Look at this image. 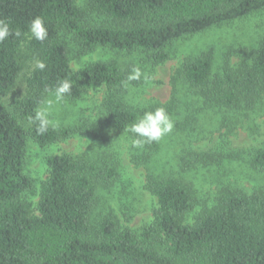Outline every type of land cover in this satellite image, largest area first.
<instances>
[{"label": "trees", "instance_id": "obj_1", "mask_svg": "<svg viewBox=\"0 0 264 264\" xmlns=\"http://www.w3.org/2000/svg\"><path fill=\"white\" fill-rule=\"evenodd\" d=\"M261 9L264 0H0V20L19 33L0 43V264H264L263 189L247 193L224 186L215 203L203 205L189 222L197 203L193 185L180 176L148 172L145 187L157 206L151 222L134 229L113 210L98 209L100 190L120 178L118 160L107 153L49 154V174L38 186L26 170L29 142L46 147L91 136L94 124L134 139L128 127L145 111L164 107L170 116L179 114L182 82L204 109L254 110L264 98V39L242 49V62L234 66L226 59L218 70L212 50L187 55L174 75L170 100L144 107L127 100L129 87L142 77L125 85L136 63L120 57L137 54L157 66L172 57L175 40ZM36 17L48 31L43 42L29 31ZM101 48L115 56L72 66L73 59ZM21 75L25 94L9 108L1 96ZM61 79L73 81L67 96L72 100L105 87L101 114L95 123L85 119L37 135L29 117ZM159 148L160 141L138 147L133 161L148 164ZM215 160L190 151L180 166L190 170ZM250 160L264 172V148Z\"/></svg>", "mask_w": 264, "mask_h": 264}, {"label": "rangeland", "instance_id": "obj_2", "mask_svg": "<svg viewBox=\"0 0 264 264\" xmlns=\"http://www.w3.org/2000/svg\"><path fill=\"white\" fill-rule=\"evenodd\" d=\"M84 2L79 0L80 4ZM263 39L264 9H261L175 40L170 47L172 57L157 66L143 61L137 54L133 57L121 56L122 61L136 63L134 68L140 70L142 77L139 85L129 87L127 100L142 107L151 102L165 103L173 94L174 75L187 55L212 50L214 68L218 70L226 59L234 66L242 62L245 58L242 49H252ZM112 56L115 54L101 48L73 59L72 66L77 68L89 61ZM25 77L21 75L13 90L1 96L9 108L14 98L24 96ZM194 91L186 83L179 84L181 112L170 116L173 130L160 140L159 151L148 164L139 165L133 161V154L137 153L138 147L132 146L133 139L127 134L112 128L102 129L94 124L91 136L75 135L46 147L29 142L26 170L38 186L49 174L45 163L49 154L90 156L107 153L118 160L120 178L109 189L100 190L98 209L103 212L113 210L124 226L134 229L151 222L157 206L156 197L145 187L148 172L180 176L193 185L197 203L187 215L189 222L194 220L203 205L215 203L224 186L237 187L247 193L264 190V172L255 169L250 160L255 151L264 148V98L249 113H231L220 109H204ZM104 96L105 87H101L90 90L81 99L66 97L63 102L53 105L50 118L58 127L74 125L85 119L95 123L101 114ZM46 99L54 100V96L49 94ZM190 151L210 153L216 160L208 166L183 170L180 166L181 157Z\"/></svg>", "mask_w": 264, "mask_h": 264}, {"label": "clouds", "instance_id": "obj_3", "mask_svg": "<svg viewBox=\"0 0 264 264\" xmlns=\"http://www.w3.org/2000/svg\"><path fill=\"white\" fill-rule=\"evenodd\" d=\"M29 31L31 36L37 41L43 42L48 38L47 28L41 17H36L30 22ZM13 35L18 36L19 33L13 32L9 22L0 20V43ZM36 67L42 71L45 68V64L37 61ZM140 76V70L133 68L127 76L125 85H127V82L138 80ZM73 86V81L70 79L59 80L51 92L54 100L44 99L36 107L34 115L29 117V119L35 125L37 135H44L50 128L54 130L58 127V124L50 118L53 105L63 102L67 96H70ZM173 126V121L164 107L145 111L128 127V131L135 137L132 140V146L142 147L145 144L159 142L164 136L172 132Z\"/></svg>", "mask_w": 264, "mask_h": 264}]
</instances>
